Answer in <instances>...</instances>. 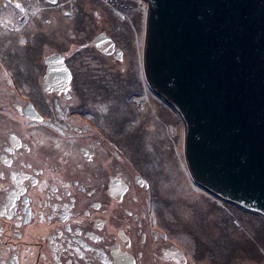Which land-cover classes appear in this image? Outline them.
I'll use <instances>...</instances> for the list:
<instances>
[{
    "label": "flooded vegetation",
    "instance_id": "obj_1",
    "mask_svg": "<svg viewBox=\"0 0 264 264\" xmlns=\"http://www.w3.org/2000/svg\"><path fill=\"white\" fill-rule=\"evenodd\" d=\"M126 6L0 0V264L193 260L140 146L150 86L125 68Z\"/></svg>",
    "mask_w": 264,
    "mask_h": 264
},
{
    "label": "water",
    "instance_id": "obj_2",
    "mask_svg": "<svg viewBox=\"0 0 264 264\" xmlns=\"http://www.w3.org/2000/svg\"><path fill=\"white\" fill-rule=\"evenodd\" d=\"M145 1V77L182 120L194 183L264 219V0Z\"/></svg>",
    "mask_w": 264,
    "mask_h": 264
},
{
    "label": "rangeland",
    "instance_id": "obj_3",
    "mask_svg": "<svg viewBox=\"0 0 264 264\" xmlns=\"http://www.w3.org/2000/svg\"><path fill=\"white\" fill-rule=\"evenodd\" d=\"M122 2L127 3L130 12H136V22L129 17L134 30L131 41L125 42L121 32L118 33L126 53L125 68L143 75L148 4L145 0ZM152 95L149 92L143 102L142 133L148 135L140 146L149 162L159 165L164 161L166 172L160 168L164 177L159 178L163 179L164 193L174 204L176 222H184L185 248L193 256L190 264H264V219L214 198L194 183L185 158L182 120L162 98ZM136 108L139 109V104ZM192 252L198 254L194 256Z\"/></svg>",
    "mask_w": 264,
    "mask_h": 264
},
{
    "label": "snow or ice",
    "instance_id": "obj_4",
    "mask_svg": "<svg viewBox=\"0 0 264 264\" xmlns=\"http://www.w3.org/2000/svg\"><path fill=\"white\" fill-rule=\"evenodd\" d=\"M52 2L53 3H56V0H52ZM16 8H20L21 10H22V8H21V5L20 4H16ZM65 15H69L68 13H65ZM21 43H24V41L23 40H21Z\"/></svg>",
    "mask_w": 264,
    "mask_h": 264
},
{
    "label": "trees",
    "instance_id": "obj_5",
    "mask_svg": "<svg viewBox=\"0 0 264 264\" xmlns=\"http://www.w3.org/2000/svg\"><path fill=\"white\" fill-rule=\"evenodd\" d=\"M150 88V87H149ZM148 92H150L151 93V95H152V93H154L151 89H150V91L148 90ZM153 96V95H152ZM211 195V194H210ZM169 196V195H168ZM212 196V195H211ZM169 200H171L170 199V197H169ZM211 208L209 207V210H210ZM192 227V226H191Z\"/></svg>",
    "mask_w": 264,
    "mask_h": 264
}]
</instances>
